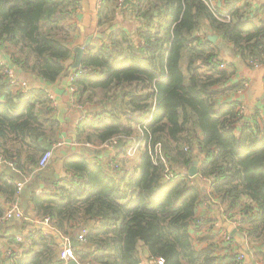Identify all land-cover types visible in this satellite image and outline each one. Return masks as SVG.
<instances>
[{
    "label": "trees",
    "instance_id": "trees-1",
    "mask_svg": "<svg viewBox=\"0 0 264 264\" xmlns=\"http://www.w3.org/2000/svg\"><path fill=\"white\" fill-rule=\"evenodd\" d=\"M118 1L102 0L99 26L113 19ZM122 4L136 7L140 25L135 33L105 30L96 52L90 46L83 55L78 68L86 72L74 79V97L99 112L74 130L76 144L93 148L68 153L55 147L63 127L45 86L77 69H71L77 1L0 0V54L17 81L33 82L24 92L0 67V238L8 246L0 264H62L60 237L83 229L85 242L73 247L80 263L222 264L190 232L202 224L203 204L221 206L230 219L240 214L239 234L264 243V123L242 119V103L228 98L245 83L234 79L238 64L264 65V19L255 20L258 10L247 2L231 0ZM207 32L231 50L228 68L218 67L223 51ZM133 140L141 146L130 160ZM110 141L119 148L117 169L100 149ZM157 144L164 161L155 164L147 146ZM194 161L198 173L189 178ZM13 201L26 216L47 218L58 235L34 233L29 222H3L5 204ZM15 232H25L20 242ZM227 259L238 264L236 254Z\"/></svg>",
    "mask_w": 264,
    "mask_h": 264
},
{
    "label": "crops",
    "instance_id": "crops-1",
    "mask_svg": "<svg viewBox=\"0 0 264 264\" xmlns=\"http://www.w3.org/2000/svg\"><path fill=\"white\" fill-rule=\"evenodd\" d=\"M76 1L77 6L74 13L75 18L73 17L77 28L74 33L75 48L84 47L85 41L88 37H93V41L88 47H85L83 54L86 53L90 46H93L92 49L95 51V49L102 44V41L106 39L107 35V31L105 30H116L115 27L118 26L119 29L121 28L128 32L131 31L135 33L137 31L136 28L140 25V21L134 13L136 8L134 6L133 10H131L129 6H127L126 9L124 8V10L122 8L116 16L118 21L113 18L111 19V22L109 21L108 24H104L101 27L99 26L100 21H105L103 18L105 15H99L102 0ZM231 2H235L236 5L239 6L244 2H247V4L253 9L258 10V12L255 13V20L264 19V12L262 10V8H264V0H231ZM224 3V1H221L220 9L227 10L229 7ZM117 5L118 2L116 3V8ZM98 34L101 36L97 37L96 35ZM209 34L211 33L207 32L205 36L207 37ZM230 55L231 50L228 56L223 52L222 60L229 63L231 66L235 60ZM68 78L69 75L57 84L47 85L45 88L49 91V96H51L55 105V119L59 121L63 127V134L61 137L62 144H60L61 149L64 152L75 153L78 152V149L82 146L85 147V145L80 146L74 141V130L76 125L82 121L80 119L81 117L85 118L83 120L90 119L93 116V112L96 114L99 111L98 108H87L86 105L82 106L76 101L74 97L75 94H71L69 90H67ZM26 79L30 84L33 83L30 78ZM234 79L237 81L245 80L248 82L247 86L245 88L243 87L241 91L228 96L230 100L235 99L242 103L245 111L242 119L251 120L253 117L257 116V121L259 123H264V65L257 69L249 70L245 69L241 64H238ZM131 144L132 141L129 146ZM103 154L105 159H108L111 156V153L108 151H105ZM132 164L133 162L130 163V165ZM197 217L201 219L202 224L198 226L197 229H190L191 234L197 239H202L197 245L202 249H211L217 259H221L222 264H231L228 262L227 257H231L237 253L243 254L241 264H264V243L262 241L256 242L248 240L246 237L239 234V231L236 230L233 223L230 222V218L227 217L221 206H216L215 204H208L207 206L206 204H203L197 211ZM215 224H217V228L226 231L231 236L233 241L231 245L223 242L218 236V230L214 227ZM23 233L15 232L13 235H23ZM7 247L6 241L0 238V251L6 252L8 249Z\"/></svg>",
    "mask_w": 264,
    "mask_h": 264
},
{
    "label": "built area",
    "instance_id": "built-area-1",
    "mask_svg": "<svg viewBox=\"0 0 264 264\" xmlns=\"http://www.w3.org/2000/svg\"><path fill=\"white\" fill-rule=\"evenodd\" d=\"M124 0H119L118 1V5H117V9L116 11L119 13V11L123 8V3ZM264 11V8H263ZM216 63L218 64V67L220 69H226L228 68V66L230 65L229 63L224 62L223 60H216ZM8 64H10L8 57L5 54H0V67L2 68L3 74L8 78L9 82L13 85L18 86V88H20L22 91L26 92L31 88V84L28 81H17L16 80V76H15V72L16 70L12 67H10ZM251 67L253 69H257L260 67V65H258L257 63H251ZM86 70L85 69H80L77 68L75 73H72L69 75L68 78V87L67 90H69V92L71 94H75L76 93V88L75 85L73 84L74 79L77 77L78 74L80 73H85ZM248 82L245 81L244 83V88L247 86ZM50 100H51V107L54 108V102L51 98V96H49ZM239 115L244 116V107L241 105L239 110ZM90 118V117H87ZM81 120L85 119L84 117L80 118ZM60 144L57 145V147H59ZM141 146V142L140 141H132V144L130 145L128 151H127V157L130 160H133L136 155L137 152L139 151ZM56 147V146H55ZM85 147L87 148H93L91 145H85ZM100 149H102L104 152L108 151L111 153L110 158L107 159V163L109 164V166L112 169H117V166L115 164V161L117 160V156L119 153V148L117 147V144L115 141H110L102 146H100ZM148 149V154L152 157L153 162L156 164L158 162V159H161L162 161H164L163 156H162V152H161V147L159 144L157 145H149L147 146ZM52 157V151L47 152L39 161L38 164V168L42 169L46 166V164L50 161ZM164 177L166 179H171L173 177L172 171L170 169H166L165 171V175ZM17 192L18 194H20L21 190L23 189L24 186V182H18L17 184ZM37 194H41L42 191L38 190L36 192ZM244 217L241 216L240 214H236L232 219H230V222L233 223L234 227L236 228V230H240V228L242 227V219ZM1 220L3 222H15V221H20V222H30L31 226H32V231L35 233L38 230L42 231V234L44 236H50L51 234L54 235H58L56 230H54L51 225H50V221L45 218V219H39L37 217H30V216H26L22 210L19 207L18 201H13V202H8L5 204V211L4 214L1 218ZM214 227L218 230V236L223 240V242H225L228 245H231L233 243L231 236L224 230L217 228V224L214 225ZM88 230L87 229H83L81 230V232L76 235L75 239H76V243H83L85 242V236L87 235ZM23 238L22 234H17L15 236V240L17 242H20ZM60 253H59V259L61 260L62 264H87V263H80L77 260V257L75 256L73 247L70 245L69 243V239L70 238H66L61 236L60 237ZM7 255H9V252H7ZM237 263L241 264L242 260H243V254L241 253H237ZM139 264H146L144 261H141ZM155 264H164V261L162 259H158L157 261H155Z\"/></svg>",
    "mask_w": 264,
    "mask_h": 264
},
{
    "label": "water",
    "instance_id": "water-1",
    "mask_svg": "<svg viewBox=\"0 0 264 264\" xmlns=\"http://www.w3.org/2000/svg\"><path fill=\"white\" fill-rule=\"evenodd\" d=\"M97 37H100L101 35H96ZM206 40L208 42H210L211 44H214L217 46V48L221 49L225 55L228 56V54L230 53V49H225V46L223 45V43L221 41H219V38L217 35L215 34H209L206 37ZM93 41V37L89 36L88 39L85 41V46L83 47H77L74 49L75 51V58H74V62L71 65V69H75L78 68L83 60V53H84V49L85 47H88L91 42ZM197 165L198 163L196 161L193 162L192 166L189 168L188 170V177L189 178H194L195 176H197ZM69 243L72 247L75 246L76 244V239L74 237H70L69 239Z\"/></svg>",
    "mask_w": 264,
    "mask_h": 264
},
{
    "label": "rangeland",
    "instance_id": "rangeland-1",
    "mask_svg": "<svg viewBox=\"0 0 264 264\" xmlns=\"http://www.w3.org/2000/svg\"><path fill=\"white\" fill-rule=\"evenodd\" d=\"M116 11V10H115ZM117 12V11H116ZM120 12V11H119ZM117 14H118V12L117 13H114L113 15H112V18H114V19H116V16H117ZM74 17V16H73ZM111 17V16H110ZM75 18V17H74ZM117 21H118V19H116ZM110 22H111V20H110ZM116 28V30H118L119 28H118V26H116L115 27ZM115 30V31H116ZM135 42H137V41H135ZM93 46H91L90 47V49L92 48ZM77 48V47H76ZM97 49V48H96ZM96 49H95V52H96ZM93 52H94V49H93ZM86 107L87 108H89V107H91V106H89V105H86ZM88 116V115H87ZM58 144H60V143H58ZM56 147H57V145H56ZM130 147V146H129ZM52 156H53V152H52Z\"/></svg>",
    "mask_w": 264,
    "mask_h": 264
}]
</instances>
